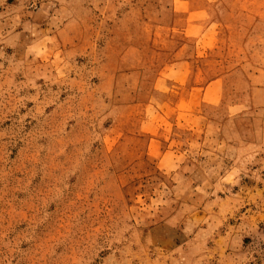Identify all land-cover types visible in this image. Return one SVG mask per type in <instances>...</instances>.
I'll use <instances>...</instances> for the list:
<instances>
[{
  "label": "rangeland",
  "instance_id": "obj_1",
  "mask_svg": "<svg viewBox=\"0 0 264 264\" xmlns=\"http://www.w3.org/2000/svg\"><path fill=\"white\" fill-rule=\"evenodd\" d=\"M172 2L0 0V264H264V0L188 15L211 33L189 83L220 88L197 134L164 127L193 147L160 169L141 130Z\"/></svg>",
  "mask_w": 264,
  "mask_h": 264
},
{
  "label": "crops",
  "instance_id": "obj_2",
  "mask_svg": "<svg viewBox=\"0 0 264 264\" xmlns=\"http://www.w3.org/2000/svg\"><path fill=\"white\" fill-rule=\"evenodd\" d=\"M208 7L209 0H173L172 10L175 12L173 14L179 15L178 21L174 19L173 22L176 21L178 25L180 24V27L176 28L175 26L172 28V33L164 36V39L154 38L156 42L160 40L162 44L158 48L160 50L158 54L170 55L171 62L161 64L153 71L155 80L151 89L152 92L149 94L150 99L145 103V105L152 108L153 114L150 115V119L147 117L144 119L146 122L142 126L141 135L147 138V153L156 161L160 169L172 166L175 160H177V167L184 166L186 155L192 151L193 147L189 143V138L184 143L185 148L168 146L162 139L164 127L173 126L172 123L178 119H180V123L184 121V124L188 125H191L195 119L199 120L202 116L193 115L191 111L204 108L209 102L210 96L219 92L220 85L217 80L205 84L191 85L189 83L194 64L198 63V60H194V57L196 55L197 57H203L211 48L209 44L211 33L209 28H201L200 32H195L192 27L193 21L188 15L192 11L201 15L203 8ZM195 24L201 25L202 18H200V22L196 20ZM166 41L176 44V47L172 48L169 45L165 47ZM192 42L196 47L192 48ZM195 126L194 123L193 126H189L188 136L197 134L199 129L195 131ZM191 132L193 133L191 134ZM202 134H204V130L198 133L199 139L202 138Z\"/></svg>",
  "mask_w": 264,
  "mask_h": 264
}]
</instances>
